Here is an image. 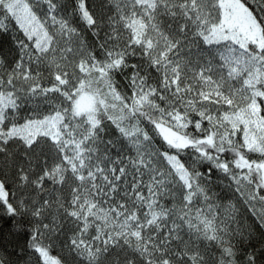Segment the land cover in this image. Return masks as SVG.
<instances>
[{"label":"snow or ice","instance_id":"obj_1","mask_svg":"<svg viewBox=\"0 0 264 264\" xmlns=\"http://www.w3.org/2000/svg\"><path fill=\"white\" fill-rule=\"evenodd\" d=\"M0 264H264V0H0Z\"/></svg>","mask_w":264,"mask_h":264},{"label":"trees","instance_id":"obj_2","mask_svg":"<svg viewBox=\"0 0 264 264\" xmlns=\"http://www.w3.org/2000/svg\"><path fill=\"white\" fill-rule=\"evenodd\" d=\"M5 233H7V229L5 228ZM7 240H13L15 241V238L14 237H8L6 236V239H5V243H7ZM20 243H23V241H19ZM13 250V245L12 244H9L8 245V251L11 252Z\"/></svg>","mask_w":264,"mask_h":264}]
</instances>
